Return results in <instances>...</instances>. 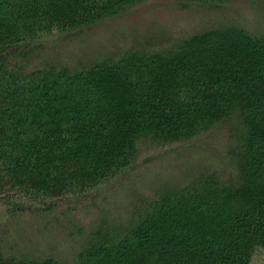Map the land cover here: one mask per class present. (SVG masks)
<instances>
[{
  "label": "trees",
  "instance_id": "16d2710c",
  "mask_svg": "<svg viewBox=\"0 0 264 264\" xmlns=\"http://www.w3.org/2000/svg\"><path fill=\"white\" fill-rule=\"evenodd\" d=\"M145 1L0 0L2 216L42 215L32 240L0 228V264H252L264 250V30L131 29L126 49L57 55ZM214 129L213 169L168 155ZM70 204L96 217L80 227Z\"/></svg>",
  "mask_w": 264,
  "mask_h": 264
},
{
  "label": "rangeland",
  "instance_id": "374dc122",
  "mask_svg": "<svg viewBox=\"0 0 264 264\" xmlns=\"http://www.w3.org/2000/svg\"><path fill=\"white\" fill-rule=\"evenodd\" d=\"M234 3V4H233ZM228 8L224 9L217 6H207L198 5L196 3L186 5L178 2H173L170 0H147L140 6L130 9L125 14L120 15L112 22L107 24L103 29L93 32L92 34H86L78 38L77 40H71L70 42L55 44L60 50L57 55H71L73 58L77 57L79 60L82 59V55L87 52H98L105 50L104 52L111 51L112 48H127L134 44L133 39L130 38L129 32L131 29H136L138 31H149L154 34L153 36H167L169 42L176 41L181 37L190 35L196 31H200L207 27L217 26L223 24L226 21L235 22V24H245L248 29L254 32H260L264 30V16L263 14L254 8L252 5H248L252 2L250 0H236ZM257 4V3H256ZM258 6V4H257ZM148 33V32H147ZM134 36V34L132 35ZM128 37V38H127ZM148 37V36H147ZM146 37V42L150 40V37ZM166 37V38H167ZM121 38H126L120 41ZM56 49V48H55ZM63 59V58H60ZM71 64H74L71 63ZM226 136L220 129H214L212 132L208 133L206 136H202L195 143L189 142L184 144V146L174 148L172 154L173 157L181 154H186L187 157L183 162L182 166L188 164H199L203 167H208L213 169L216 165L215 160L223 158L225 150ZM201 150V151H200ZM155 151L152 154L154 156H160L161 153ZM169 152V150L167 151ZM167 154V153H166ZM163 156V155H161ZM175 162V161H174ZM172 169V168H171ZM165 170L162 172L161 178L173 177L174 170ZM153 174H155L153 172ZM152 178L147 177L145 181L151 180ZM25 195V194H24ZM30 196L19 197L20 201H27ZM114 202V207L119 206V196H112ZM112 204V200L110 202ZM70 205H64L61 210L66 211ZM72 208L73 219L75 223L79 224L80 227L87 226L93 218L96 217L95 214L90 213L83 215L81 210L78 208ZM108 207L105 206V210ZM74 209V210H73ZM104 209V206H103ZM58 210L57 213H53L48 216L49 222L53 223L55 221L59 222L63 213ZM4 213L3 207L0 205V228L4 227L10 228L11 238L8 235L6 242L11 243V240L18 237L21 238L29 237V240L34 237L33 230L36 226V219L42 217V215H37L34 218L28 219L26 216L19 218L18 216L13 219H6L2 216ZM5 214V213H4ZM57 220H55V218ZM41 221V220H40ZM6 229V228H5ZM5 229L3 231L5 232ZM19 232V233H18ZM35 232V231H34ZM36 234V233H35ZM37 236V235H36ZM19 238V237H18ZM38 238V237H36ZM30 245L25 243V247L22 245L17 247L18 250L30 251L28 248ZM252 264H264V250H256L252 257Z\"/></svg>",
  "mask_w": 264,
  "mask_h": 264
}]
</instances>
